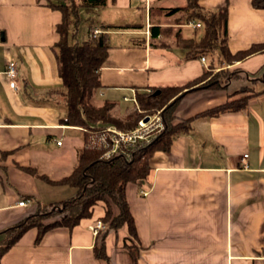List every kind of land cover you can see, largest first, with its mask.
Here are the masks:
<instances>
[{"label": "crops", "instance_id": "crops-1", "mask_svg": "<svg viewBox=\"0 0 264 264\" xmlns=\"http://www.w3.org/2000/svg\"><path fill=\"white\" fill-rule=\"evenodd\" d=\"M50 1L56 0H0V240L37 204L68 200L77 192L69 183L56 182L72 170L83 138L81 127L65 123L64 106L47 93L61 86L54 47L61 12ZM185 2L105 0L101 7L80 8L87 28L77 33V41L87 39L93 28L107 37L108 56L93 102L97 96L121 109L126 102L121 104L119 97L132 102L136 91L182 85L206 69L220 68L218 56L186 58L178 37L191 38L200 26L172 23L177 13L156 16L170 29L157 34L162 45L149 44V8ZM198 2L208 9L227 7L231 52L264 39V9L253 7L251 0ZM89 16L91 29L85 20ZM9 61L16 62V88L4 74ZM223 67L239 68V78L250 82L243 86L258 93L248 97L244 108L212 116L197 114L225 102L228 93L240 88L229 90L235 79L179 99L174 115L176 121L191 118L189 129L176 135L167 150L152 153L144 180L125 187L136 229L133 241L126 225L109 228L104 234L107 260L94 256L96 235L88 225L104 215L105 203L98 201L90 216L70 228H49L38 241L37 228H28L0 264H264V85L256 76L264 68V51ZM21 199L28 202L18 205Z\"/></svg>", "mask_w": 264, "mask_h": 264}, {"label": "trees", "instance_id": "trees-1", "mask_svg": "<svg viewBox=\"0 0 264 264\" xmlns=\"http://www.w3.org/2000/svg\"><path fill=\"white\" fill-rule=\"evenodd\" d=\"M253 7L264 9V0H251ZM61 12V20L56 24L58 39L54 45L57 57V72L61 79L59 88L47 90L51 100L60 103L66 110L65 123L78 125L82 130V145L77 150L76 162L66 176L56 180L76 187V194L68 200L57 203L37 204L36 210L16 224L4 230L0 240V257L30 227H36V241L44 231L57 225L72 227L83 217L91 215V208L98 201L105 203L104 215L100 218L106 228L99 231L93 245L94 256L107 260L104 234L109 228L126 225L129 238L133 241L136 229L133 216L125 196V187L129 182L144 180L150 171L149 159L158 149L167 150L172 139L190 127L191 118L176 121L174 109L179 99L188 91L203 87H226L231 80L239 78V68L229 69L224 64H231L249 55L264 51V39L252 43L246 48L231 52L228 47L227 7L208 9L198 0H186L183 6L149 8L151 45H162L156 39L158 33H166L169 25L162 26L156 16L177 13L172 23L186 24L189 20L200 23L198 36L178 37L177 43L186 49V58L203 56L217 52L219 69H206L199 76L182 85L167 84L153 86L150 90L135 92L137 106L134 110L119 116L114 112V101L103 100L95 104L92 100L94 91L100 86V69L107 59L106 35L99 32L91 35L92 20L86 18L90 34L87 39L77 41L78 24L83 19L80 8L90 10L101 7L105 0H56L48 2ZM179 30V29H178ZM197 32V31H196ZM156 41V42H155ZM158 41V42H157ZM257 73H249L255 76ZM264 85V73L259 76ZM186 88V89H185ZM239 93H246L239 96ZM258 91L253 87L241 86L227 94L225 102L200 112L197 115H218L223 111L239 110L246 106L250 95ZM159 112L163 128L149 141L133 148H128L130 156L112 154L106 157L104 147L97 139L101 127L114 124L120 129L135 126L145 115ZM113 206L116 211H113ZM63 214L64 216H61ZM54 218L50 221H47Z\"/></svg>", "mask_w": 264, "mask_h": 264}, {"label": "built area", "instance_id": "built-area-1", "mask_svg": "<svg viewBox=\"0 0 264 264\" xmlns=\"http://www.w3.org/2000/svg\"><path fill=\"white\" fill-rule=\"evenodd\" d=\"M189 24L192 26H199V22L189 20ZM100 30L98 28H93L91 35L95 36ZM145 33L148 35L149 30L146 29ZM204 61V56L200 57ZM4 74L8 78V83L10 87H17V68L15 61H9L5 67ZM128 99L127 96L123 97ZM131 101L134 103L135 107L137 106L135 97L132 96ZM163 128V123L161 115L159 112L152 113L150 115H145L140 118L135 126L129 129H120L114 124H105L101 127V134L96 137L91 135L93 140L97 139L106 150L104 155L108 157L112 154H123L126 157L130 156L128 148H133L135 145L149 142L161 129ZM60 140L57 141V144H60ZM247 154H243L241 157V163L245 167ZM143 195L147 194V190H141ZM28 202L27 199H21L17 202L18 205H25ZM88 228L97 235L99 231H102L106 228L104 222L101 219H96L94 222L88 225Z\"/></svg>", "mask_w": 264, "mask_h": 264}, {"label": "rangeland", "instance_id": "rangeland-1", "mask_svg": "<svg viewBox=\"0 0 264 264\" xmlns=\"http://www.w3.org/2000/svg\"><path fill=\"white\" fill-rule=\"evenodd\" d=\"M86 28H87V24L85 23V21L83 22L82 20H81V22H79V24H78V29H79V33H78V37H79V35H81L82 34V32L84 31V30H86ZM185 30L186 31H188V30H191V28H185ZM201 31V29L200 28H198L197 29V32H196V36H198L199 35V32ZM218 54H217V52H212V53H207L206 54V56L209 58V59H211V57L213 56L214 58H216V56H217ZM217 64V63H216ZM264 72V68L263 69H261V70H259V72H258V74L256 75V76H260V75H262V73ZM246 83H250L245 77H240V78H237V79H235V80H233V84H232V86L229 88V90H231L233 87H235V86H237V87H241V85L243 86V85H245ZM103 99V98H102ZM102 99H101V97H95V100H94V102L95 103H100V101H102ZM119 102L122 104V103H125L126 102V104H125V107H122L121 109H116V108H114L113 110H114V112L117 114V115H119V116H124L127 112H129V111H131V110H134L135 109V105H134V103L133 102H130V101H128V100H123L121 97H119Z\"/></svg>", "mask_w": 264, "mask_h": 264}]
</instances>
